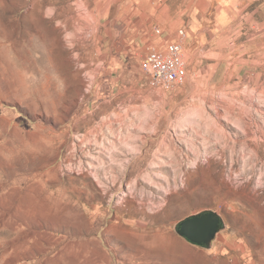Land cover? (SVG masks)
Returning a JSON list of instances; mask_svg holds the SVG:
<instances>
[{
    "label": "rangeland",
    "instance_id": "1",
    "mask_svg": "<svg viewBox=\"0 0 264 264\" xmlns=\"http://www.w3.org/2000/svg\"><path fill=\"white\" fill-rule=\"evenodd\" d=\"M146 1L0 0V264H264V0L199 18L171 89Z\"/></svg>",
    "mask_w": 264,
    "mask_h": 264
},
{
    "label": "crops",
    "instance_id": "2",
    "mask_svg": "<svg viewBox=\"0 0 264 264\" xmlns=\"http://www.w3.org/2000/svg\"><path fill=\"white\" fill-rule=\"evenodd\" d=\"M216 1L217 0H147L146 6L149 7V9H144L143 12L151 14V19L156 23L155 25L163 30L164 39L173 38L181 26L183 29L180 30H185L189 37L197 40V37L202 38L207 32L206 28L199 26V18L202 19V17L208 15L211 9H214L218 14L234 16V9L239 5L241 0H223L222 2L218 1V3ZM215 28L217 32L214 34L213 40L222 38L221 33L223 31L231 30L230 27ZM172 38L167 44L161 45L162 42H160V39L151 36L150 44L148 43L150 46L148 50L157 49L165 51L169 43L178 39V35L177 39ZM225 39H227V37H225Z\"/></svg>",
    "mask_w": 264,
    "mask_h": 264
},
{
    "label": "built area",
    "instance_id": "3",
    "mask_svg": "<svg viewBox=\"0 0 264 264\" xmlns=\"http://www.w3.org/2000/svg\"><path fill=\"white\" fill-rule=\"evenodd\" d=\"M161 34V30L157 29ZM187 32L180 30L178 39L169 43L165 51L150 49L143 61L144 70L150 75L155 85L171 89L182 85L188 76L185 58V39Z\"/></svg>",
    "mask_w": 264,
    "mask_h": 264
},
{
    "label": "water",
    "instance_id": "4",
    "mask_svg": "<svg viewBox=\"0 0 264 264\" xmlns=\"http://www.w3.org/2000/svg\"><path fill=\"white\" fill-rule=\"evenodd\" d=\"M223 226V219L218 213L206 211L181 221L177 231L193 245L210 247Z\"/></svg>",
    "mask_w": 264,
    "mask_h": 264
}]
</instances>
